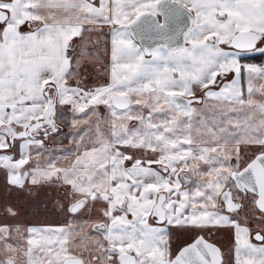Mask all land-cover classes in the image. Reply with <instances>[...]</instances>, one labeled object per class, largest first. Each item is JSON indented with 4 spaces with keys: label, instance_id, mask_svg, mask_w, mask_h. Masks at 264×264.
<instances>
[{
    "label": "snow or ice",
    "instance_id": "1",
    "mask_svg": "<svg viewBox=\"0 0 264 264\" xmlns=\"http://www.w3.org/2000/svg\"><path fill=\"white\" fill-rule=\"evenodd\" d=\"M257 59L264 0H0V264H264Z\"/></svg>",
    "mask_w": 264,
    "mask_h": 264
},
{
    "label": "flooded vegetation",
    "instance_id": "2",
    "mask_svg": "<svg viewBox=\"0 0 264 264\" xmlns=\"http://www.w3.org/2000/svg\"><path fill=\"white\" fill-rule=\"evenodd\" d=\"M0 188H2V183H0ZM50 214H40V215H32L29 218L33 219L35 221H42L44 220L46 217H48ZM180 235V234H179ZM179 239V238H178Z\"/></svg>",
    "mask_w": 264,
    "mask_h": 264
},
{
    "label": "rangeland",
    "instance_id": "3",
    "mask_svg": "<svg viewBox=\"0 0 264 264\" xmlns=\"http://www.w3.org/2000/svg\"><path fill=\"white\" fill-rule=\"evenodd\" d=\"M248 62H254V61H248ZM264 62V61H263ZM255 63H259V62H255ZM0 180H2V173H0ZM178 242H183L184 240H186L188 237H186L184 234H180L178 236Z\"/></svg>",
    "mask_w": 264,
    "mask_h": 264
},
{
    "label": "trees",
    "instance_id": "4",
    "mask_svg": "<svg viewBox=\"0 0 264 264\" xmlns=\"http://www.w3.org/2000/svg\"><path fill=\"white\" fill-rule=\"evenodd\" d=\"M264 61V59H257V60H254V62H263Z\"/></svg>",
    "mask_w": 264,
    "mask_h": 264
}]
</instances>
